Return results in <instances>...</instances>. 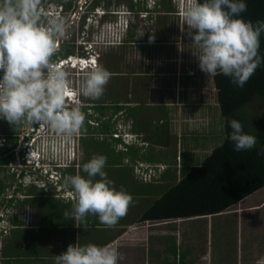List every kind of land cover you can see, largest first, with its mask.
Returning <instances> with one entry per match:
<instances>
[{
    "label": "rangeland",
    "instance_id": "rangeland-1",
    "mask_svg": "<svg viewBox=\"0 0 264 264\" xmlns=\"http://www.w3.org/2000/svg\"><path fill=\"white\" fill-rule=\"evenodd\" d=\"M56 1L57 0H41V11L46 14L42 18V22L45 25H47L48 20L52 18L50 15H47V13L54 12V4L62 5L64 9V4ZM63 1L70 6L64 11V16L69 15L70 21L66 37L59 42L58 48L60 49L62 46H65L68 51V56L66 58H61L58 51L53 57L54 66L59 67L60 63L58 62H65L68 59L76 62L74 57L81 56L80 53L83 52L84 54H87L89 50H91L94 53L96 60L99 58L97 65L104 67V63H108L111 64L113 69L119 67V70L124 72V74L120 73L119 76H111L108 84L105 86L104 97L102 96L103 99L109 95L110 98L114 99V103L117 99L123 101L125 97L131 99L136 98L134 95V89L138 90L140 88L143 90L144 97L140 99L138 106L133 104L132 108H129L130 110L128 109V112H130V118H127L123 114L114 113V108L112 106H110V108L104 113H101L96 109L98 106L97 103L90 102V111L85 112V120L89 121L88 125H90L92 129L89 126L87 127L84 123L82 129L85 131L86 135L82 134V129L69 137L59 135L52 130H46L42 127L37 129L36 126L27 129L23 126L17 128L10 127L8 128L10 132L5 134L3 131L5 121L0 120V124H2V126L0 125V151L5 147L6 142L10 147L9 151L0 154L3 155V157L4 155L11 154V157H13L5 164V168H0V182L7 184V186L11 184V188L8 189V192L5 191L6 195L5 193L3 194V199L5 197L8 198L7 194H14L13 185H30L32 184L31 182H34L33 176L31 175L30 177L27 175V167L22 164L24 140L30 137H32L31 141H25V144L29 148H36V160L31 159L29 162L35 164L36 161H39L41 164L40 171L43 178L52 182L51 184H48L49 182L43 181L42 184L39 181H36L34 183H37L39 188H37V186L31 188L41 198L52 196L54 200L59 199L61 202H67L68 200L73 201L74 203L76 202L74 192L68 187L64 190L65 187L63 188L60 183H62L63 180L66 181L69 176H72L69 169H73L76 174L79 173L82 161L88 159L89 155L86 156V153L88 152L87 150L89 149V146L87 147V145H89L88 140L91 141V139H96L100 142L102 141L103 145L111 143V148L115 147L116 149L115 152L118 150H125L123 144L136 143L135 145L137 146L141 145L140 154L146 152V154L150 156L149 159L154 162L160 160L167 164V168L170 167L171 172L175 171L176 177L174 180L180 178L181 167L186 171L190 166L200 164L203 158H205L215 146L223 141L224 118L220 113L217 101H214V98L211 99L208 96L211 87L208 82L210 77L200 71L198 67V59L195 55L198 50L195 45L191 43L188 35V32H192L193 29L186 24L184 10L186 6L191 3V0H167V4L165 2L162 3L163 6L161 5V0ZM130 2L135 4L134 11L130 10ZM90 4H95L94 9H89ZM74 5L77 6L75 10ZM166 5L172 7L171 14L164 13L166 11ZM139 6L149 8L152 12L141 13V11H138ZM157 9H160V11ZM137 13L141 14L139 15ZM84 14L86 17L83 23V28L81 29L79 25L81 24ZM132 24L133 26L135 24V27H132ZM130 30L133 32L134 40H137L135 46L132 44L125 48H120L119 43H121L122 40L127 39L126 37H128L127 35ZM180 39L182 40V44L180 43V46L176 45L178 48L177 50L175 48V41H180ZM138 40L144 41L139 42ZM163 40L172 42L173 44L169 45V47H172L173 45L174 48L172 49L170 47L171 56L165 57L163 54H159L160 61H158L156 59L157 49L150 48V46L151 44L154 45L155 41L158 42ZM184 42H187V44ZM78 46L87 47V49H79ZM70 56L72 57L69 58ZM134 63L136 64V68H140L141 70L146 68V70H149L152 73L155 71L156 66H160L162 69L166 66L167 70L172 68V71L180 74L182 73L183 75L187 73H195V81L197 82L196 86L190 85L189 88H184L186 92L183 93L184 96L180 94V98L184 97L182 103L185 106L180 110L181 112L174 111V113H176L174 115L176 118H172L169 121L174 135H170L168 138H163L164 142L167 141L166 145H163V142H160L159 139L154 137L152 132L153 130H162L165 132V124L167 121L159 120V116H161V113L162 115L165 114V116H167L168 109L171 112L170 108L174 107L171 104L165 106L158 104L155 105L154 101L156 98L150 97L148 94L150 89H156V87L159 89L160 86L155 84H161L163 82L162 75L154 76L156 78H150L153 76H146L141 82L140 79L135 82L133 75L131 74V72L134 71ZM62 69L69 74V94L76 99L75 95L78 96V93L80 94L81 85L91 70H80L77 68L71 69L68 67H62ZM177 76L178 75H174L172 82H176L177 79H180V77L177 78ZM205 80L207 81L205 82ZM203 82L204 84H202ZM176 86L177 84H171L170 89L176 91ZM202 92H204V95ZM214 93L216 95V91ZM178 94L179 91L175 93V98L171 97V95H167V93L166 95H159L158 97L160 100L167 98L168 101H172L173 103V101L177 102ZM82 97L86 98L84 96ZM144 98L150 100V102L147 103L144 101ZM196 98H204L208 104L211 105L206 104L208 109L205 118L208 120L206 123L210 124L208 125V129L212 127L215 130V134L214 136H211V132L209 131V134L201 135V133L205 134V131H202V127L198 126L195 129H191L192 134L189 133V135L185 134L183 137H180V131L182 132L189 127V124L185 122L188 119L187 115L191 113L187 111L185 99H187V103L195 102L196 104V100H198ZM263 108V100L261 97L257 96L253 101L244 105V107L240 109V114L243 116L248 130L252 134L255 132V117L263 110ZM204 111L202 113L203 115H205ZM125 114H128L127 111ZM133 122L140 126V131L146 132L148 136L143 134L142 137L139 136L140 138H138V136L132 134V132H134ZM103 123L108 124L111 128L109 132L101 133L99 125ZM177 125H180V128H178ZM88 128L91 130L90 132H87ZM182 134L184 133L182 132ZM10 135L14 136L16 140L12 141ZM82 136H85L86 138L82 140ZM112 136L121 139L122 142L113 143L114 141L111 139ZM144 136L149 138L147 143H145L143 139ZM98 154L99 153H97V155ZM92 156L94 155L92 154ZM122 163L125 166H129V163L131 165V162L127 160V157L122 160ZM139 165L153 167L147 162V160H139L137 164L134 165V174L132 172V175L139 183H155V185H159L160 189L163 191L168 185L167 183H172L174 181L171 179L172 177L169 176L171 173H168L167 178H163L161 175L153 181H140L139 179L141 178L136 174L135 169ZM44 171H47V173L43 174ZM62 172L65 176H60ZM164 173H166V171ZM112 174H117L118 176L119 173L117 170H114L112 171ZM22 175L24 176L22 177ZM134 175L139 179L135 178ZM50 177L52 178L50 179ZM17 191L15 192V195L21 196ZM153 199V196H151L149 200L146 199V201L145 199H141L139 201V207L136 208L138 210L135 208H130L128 210L129 216L132 217L134 214L143 211L146 205L150 201L152 202ZM245 199H247L246 203L244 202V205H241L244 206L243 209L236 207L229 209L225 216L213 218L212 225H210V223L208 224L210 218L194 219L191 217V219L179 218L181 220H177L176 222H172L171 219H169L171 222L169 220L161 221V223H167L165 224L166 226L172 225L173 229L171 230H173L174 237L177 238L176 242L178 244L180 243L181 238L183 240L187 254H185L182 264H186L187 262L188 264H238L239 262L240 264H264V208L250 211L247 207L249 206V208L254 209L255 207H258L261 202L263 203L264 189L261 188ZM18 203L19 205H17V208H14V211L17 213L21 210V203ZM1 205L0 212L5 210L8 206V204ZM29 208L30 209L27 212L25 210L20 211L18 220L22 221L24 228L37 230L42 215L39 210L32 208L31 206ZM132 223L130 222L127 225L130 226ZM207 224L209 225L208 227ZM127 225L125 226L128 231H136L138 227L140 230L150 229L149 232L145 230L144 236L140 238V240H142L141 242L148 241L146 251L149 250L150 245H159L156 238H165L160 235L164 234V226L155 222L143 223L144 227L139 225L137 228H134V226L127 227ZM13 228H15L14 224ZM176 232H179L178 237L176 236ZM250 233L254 236L255 245L248 249L249 245L245 241H239V245L241 242V249L243 248L241 252V249L237 245L238 237L239 240H243L247 237L243 236ZM169 234H171V232ZM164 236L168 235L164 234ZM12 239H14V236H12L9 243H11ZM8 244L4 246L2 250L3 253L10 250L11 246ZM183 244L182 248L180 247L179 249L185 253V251H183ZM132 245H129L128 243L127 246V251L130 249L129 264H132L133 259L137 256L134 247L131 248ZM167 245L169 246L171 244ZM159 246L160 247L157 249L161 252L162 247L161 245ZM200 246H202V250L206 251L205 255H203L204 258L202 257V259V255L199 254ZM135 247H137L136 244ZM260 253L263 255L259 256ZM135 261L138 262L139 258H136ZM169 264H171V262Z\"/></svg>",
    "mask_w": 264,
    "mask_h": 264
},
{
    "label": "clouds",
    "instance_id": "clouds-1",
    "mask_svg": "<svg viewBox=\"0 0 264 264\" xmlns=\"http://www.w3.org/2000/svg\"><path fill=\"white\" fill-rule=\"evenodd\" d=\"M54 5V12L47 13L52 18L45 25L41 0H0V120L15 128L36 126L71 137L84 126L86 115L81 109L88 107L90 111V104L84 103L82 96L93 100L102 97L111 73L97 65L99 58L96 60L91 50L74 57L76 62L68 59L58 62L59 67L54 66L58 44L69 27L63 17L65 9ZM247 7V0H191L184 10L186 24L193 29L188 35L198 50L195 55L200 71L212 77L223 75L238 88H243L256 70L264 66V54L260 52L264 21L244 19L242 14ZM62 67L91 70L76 99L69 94V74ZM227 126L231 130L227 140L234 151L257 149V136L246 132L240 121L228 119ZM31 138L24 140L22 164L34 182L43 184L47 180L40 171V162H29L36 158V148L25 144ZM256 154L264 157V146ZM106 164V156L94 155L83 163L84 175L67 178L66 187L74 192L76 202L70 212L64 213L66 218L83 222L88 215H95L102 224L112 227L127 214L133 197L108 178ZM34 182L30 185L39 188ZM14 214L13 208L0 212L1 240L10 230L9 219ZM123 259L115 246L76 243L56 255L55 264H120Z\"/></svg>",
    "mask_w": 264,
    "mask_h": 264
},
{
    "label": "trees",
    "instance_id": "trees-1",
    "mask_svg": "<svg viewBox=\"0 0 264 264\" xmlns=\"http://www.w3.org/2000/svg\"><path fill=\"white\" fill-rule=\"evenodd\" d=\"M56 2L64 4L65 10L70 7L66 3H64L63 0H57ZM164 2L167 4V0H161L162 6V3ZM247 5V11L242 14L244 19L251 20L253 22L264 21V0H247ZM134 6L135 4L130 2V10L134 11ZM76 7L77 6L74 5V10L76 9ZM94 7L95 4L89 5V9H94ZM138 9V11H141V13L152 12L151 9L146 7L139 6ZM171 9V6L166 5L165 12L171 14ZM157 10L160 11V9ZM63 17H65L68 22L70 21L69 15H65ZM85 17L86 15L84 14L81 20V24L79 25L81 29L83 28ZM132 27H135V24L134 26L132 24ZM127 36L128 37H126V40H122L121 43H119L121 45L124 43L121 48L130 46L133 42L137 41L133 38L132 30H130ZM78 48L83 49L84 47L78 46ZM260 52L264 54V34H262L260 38ZM80 55H84V52L80 53ZM59 56L61 58H66L68 56V51L65 46H62V48L59 49ZM104 68H106L111 73V76H117L120 73H124L119 70V67L113 69L111 67V64L108 63H104ZM212 82L216 91L217 105L219 107L221 115L224 118L223 141L219 145L215 146L211 150V152L205 158H203L200 164L190 166L186 171L181 167V174L179 179L174 180L176 174L175 171L171 172L170 167L167 168V165L158 163L162 161L156 160L154 162L153 160L149 159L150 156H148L146 152L140 154L141 145L137 146L135 145L136 143L123 144L125 150H118L117 152H115L116 149L115 147L111 148V143H106L105 145H103L102 141L100 142L96 139H91V141L88 140L89 145H87V147L89 146V149L87 150L88 152L86 153V156H89L87 160L82 161L78 174L84 175V173L82 172L83 163L87 162L91 158L92 154L97 155V153H99L98 155H104L107 157L105 171L107 172L108 178L114 182V185L118 189L123 187L128 193L132 195L133 202L129 206L128 210L130 208H138L139 201L141 199H145L146 201V199L149 200L151 196L154 197L152 202L150 201L143 209V211L134 214V216L130 217L127 211V214L122 218L124 219V223L129 224L130 222L137 223L143 221H162L169 219L191 218L220 214L233 207L242 199L264 187V157H258L256 154L259 147L264 146V108L255 117V132L253 134L249 132L245 124V120L240 114V109L243 108L244 105L253 101L257 96L261 97L264 103V66H261L256 70L255 74L244 85L243 88L234 86L230 82L229 78L220 74L212 77ZM103 97L96 100L89 98L87 99L86 97L82 98V101L84 103H97L98 106L96 107V109H98L101 113H104L108 108H110V106H112L114 108V113L121 112V110L125 108L128 113L127 115H130L128 109H131L133 105L124 106L123 104H121L122 101H120L119 99H117L114 104V99L110 98L109 95L104 99ZM123 100L126 101V98H124ZM187 106H194V108H196L195 102L187 103ZM207 109L208 108L205 109V107H203V109L200 110V114H202L204 110V113H207ZM81 110L85 113L88 111V107L82 108ZM228 119H237L244 125V130L246 132L257 136V149L242 152H236L233 150L232 143L227 140V135L231 131L227 126ZM206 121L208 120L206 119ZM5 122V125L3 124V131L5 134H8L10 132L8 128H14V126ZM88 122V120H85V124L87 125V127L89 126L92 129V127L88 125ZM133 123L134 132L130 130L132 134L135 135L140 133L137 132L139 131L140 126H138L135 122ZM200 124V121L189 124V127L183 130L184 134L180 132V137H183V135L185 134H192L191 129L197 128L198 126H200ZM0 125L2 126V124ZM165 125L168 126L167 128H165V131H167L164 132L165 137L168 138L170 135H174L171 131L170 123L167 121ZM208 125L210 124L205 123V125L200 126L202 127V131L209 133L211 129L212 133L215 134V130L212 127L208 129ZM99 127L101 133H107L111 129L106 123L99 125ZM90 131L91 130H89L88 128L87 132ZM81 132L83 135H86L83 129ZM201 135L206 134L201 133ZM10 138L12 141L16 140L14 136L10 135ZM85 138L86 137L83 136L82 140H84ZM111 139L114 141L113 143L122 142V140L118 139L117 137L112 136ZM143 139L145 143H147L149 138H146V136H144ZM166 143L167 141L163 142L162 144L166 145ZM9 148V145L6 142L5 147H3L0 153L3 154L9 151ZM1 154L0 168L1 166H3V164H6L10 161L11 158H13L11 157V154L4 155V157ZM125 157H127V160L131 162V165L129 163V166H125L122 163V160ZM139 160H147V162L150 161V164L158 172L157 177L162 175L163 178H167L168 173H171L169 176H171V179L174 181L172 183H167L168 185L163 191L160 189V186L155 185V183H139L133 178L132 175V172L134 174L133 167ZM69 170L72 176L76 175L73 169ZM114 170L118 171V176L117 174H112V171ZM165 171L166 173H164ZM63 176H65V174ZM157 177H155L154 179H156ZM135 178L138 177L135 176ZM139 180L142 181V179ZM150 181H153V178ZM61 184L63 188L65 187L64 189L67 188L66 181H63ZM18 186L21 187L23 185L19 184ZM30 186L33 187L32 185ZM6 187V184H0V205L2 203V205H12L13 207L11 206V209L13 208L14 210V208H17L16 203L18 202V198L15 201L12 198H9L10 200L6 197L3 199V194L6 191ZM9 188H11V184H9ZM29 192V194H32L31 191ZM11 201H13V203H9ZM25 201L29 203V198H27ZM19 202L21 203V201ZM72 203L74 204V202L70 200H68L67 202H61V200L59 199L54 200L52 196L45 198L37 197L36 201L31 202L34 208L39 210L40 214L42 215V219L39 222L40 228L43 229L42 231H50L52 228H56L59 230L61 227L63 228L66 225L72 227L71 229L73 230V226L75 225L74 227H78V229L81 231V234H87L90 236L89 239L83 241L94 244L102 242V227H100L102 223L99 221V218L97 216L88 215L83 222L71 220L64 216V213L66 211L70 212L72 210ZM22 207L23 206L21 204V208ZM11 218L13 223L18 221V219L16 220L17 215L15 214L12 215ZM75 223H78L77 226Z\"/></svg>",
    "mask_w": 264,
    "mask_h": 264
},
{
    "label": "crops",
    "instance_id": "crops-1",
    "mask_svg": "<svg viewBox=\"0 0 264 264\" xmlns=\"http://www.w3.org/2000/svg\"><path fill=\"white\" fill-rule=\"evenodd\" d=\"M164 13L168 14L166 12H164ZM180 41H175V48L177 50H178V48L176 45L180 46L182 44L181 39H180ZM139 42H141V41H139ZM184 43L187 44V42H184ZM132 44L135 46L136 41L133 42ZM171 44H173V43L169 42V41H164V40L158 41V42L155 41L154 45L151 44L150 48H156L157 49V58L156 59L158 61H160L159 60V54L160 55L163 54L165 57L171 56L170 49L174 48L173 45H172V47L170 46L171 48L169 47V45H171ZM122 45L119 44V47L121 48ZM133 66H134V71L131 72V74L133 75V79L135 82L139 79L141 82L142 80H144L146 78V76L147 77L153 76L150 78H156L154 76L162 75V81L163 82L161 84H155V85L160 86L159 89L157 87H156V89H150L148 94L150 97L156 98V100L154 101L155 105L158 104V105H164L165 106L167 104L168 105L171 104L174 107V108H170L171 112L168 109V115L167 116H165V114L162 115V113H161V116H159V120L169 122L170 119L176 118L174 116L176 114V113H174V111L178 112L181 109H183V107L185 106L182 103V100L184 97L180 98V94L183 95V93L186 92V90L184 88H187V87L189 88L190 85L196 86L197 82L195 81V76H194L195 73L194 74L192 73V75H190L188 73L183 75L182 73L180 74L178 72L172 71V68L167 70L166 66L164 69L160 68V66H156L155 71L152 73L149 70H146V68H144V70H141L140 68H136L135 63L133 64ZM175 70H177V69H175ZM174 75H178L177 78L180 77V79H177L176 82L175 81L172 82ZM209 77L210 78H209L208 82L211 85V87H210V94L208 96L211 99L214 98V101H216V95L214 93L215 90H214V86H213V82H212V76H209ZM206 81L207 80H205V82ZM171 84H177L176 91L170 89ZM202 84H204V82ZM167 90H168V92H167ZM178 91H179V94H178L177 102L173 101V103H172V101H168L167 98L160 100L158 97L159 95H166V93H167V95H171V97L175 98V96H176L175 93ZM202 93L204 95V92H202ZM134 95L136 98L129 99L128 97H125L126 101L123 100L121 104H123L124 106L133 105V104L139 105L140 99L144 97L143 90L141 88L138 90L134 89ZM187 99H185L186 106H187ZM196 99H198V100H196L197 103L195 104L196 108H194V106H192V107L187 106V111H189L191 113L187 115L188 119L186 120L185 123L193 124L197 121H200V123H201L200 126H202V125H205V123H206V118H205L206 113H205V115L200 114V110L203 109V107H205V109H206L207 108L206 104H208V102L204 98H196ZM144 101H146L147 103L150 102V100H147L146 98H144ZM208 105H210V104H208ZM117 113L123 114L127 118H130L127 114H125L126 113L125 108L123 110H121V112H117ZM179 126L180 125H177L178 128H180ZM167 127L168 126L165 125V128H167ZM170 128H171V126H170ZM140 129L141 128L139 127V131H137L140 133L135 134V135L138 136V138L142 137L143 134L147 136V133L140 131ZM172 130L173 129H171V131ZM171 131H169V132H171ZM153 132H152V135L154 137L159 139L160 142H164L163 138L165 137V135H164V132L162 130H156V131L153 130ZM165 132H167V131H165ZM210 132H211L210 135L214 136L211 129H210ZM205 134L207 135L209 133L205 132ZM148 163H151V162H148ZM158 163L167 165L164 162H158ZM12 187H13L14 193L18 190L17 192L21 195V196H16V197H18L17 201L18 202L21 201V204L23 205L21 210L28 211L30 209L29 207L31 205H30V203H28L25 200L28 198L27 196L30 195L29 191L33 192L34 190L31 189V190L25 191V189H24L25 186L20 187L17 184L13 185ZM8 189H9V186L6 187V190H8ZM262 189H264V187ZM64 190H66V189H64ZM246 201H247V199L244 198L241 201H239L237 204H235L233 207L243 209L244 206H241V205H244V202L246 203ZM18 202L16 203L17 205H18ZM261 204L258 207L253 206V207H255L254 209L249 208V206H247V205L246 206L248 207V209L250 211L251 210H259L260 208H264V201H263V203L261 202ZM11 206L6 207L5 210L6 209L11 210ZM233 207H231V208H233ZM228 210L224 211L220 214H216V215L198 216V217H192V218H194V219L210 218L208 224L210 223V225H212V219L213 218L218 217V216H221V217L225 216V214L228 213ZM122 218L118 221V223L116 225H114L112 227H108L104 224H101L100 227H102L101 228V236H102L101 241L102 242H99L100 244L97 243V245H111V246L117 247L119 252L123 253V254L122 253L121 254L124 257L123 261H121L120 264H127V263L129 264V262H130V257H129V255H130L129 250L130 249L127 251L128 243H129V245L133 244L131 246V248L134 247V250L136 251L135 253L137 254V256H135V258L133 259L132 264H169L170 262H171V264H182V261L184 260V256H185V254H187V251H185V247H184L182 238H181V241L179 244L176 242L177 238L174 237L173 230H171V229H173L172 225L166 226L165 224H167V223H161V221H147V222L143 221V222H137V223L134 222V223L130 224V226L131 227L134 226V228H137L139 225L143 226V223H149V222H155L159 225L164 226L163 228H165V229H164L163 233L168 235V236H164V234H160V235H162V237H165V238L164 239L156 238L157 243L159 245H161V247H162V251L159 252V249H157L160 247L159 245H150L149 250L146 251L148 241L141 242L142 240H140V238L144 236L145 230H147L149 232L150 229L140 230L138 227L136 229V231H132V230L128 231L126 226H125L127 224L124 223V219H122ZM171 220H172V222H176L177 220H181V219H171ZM171 220H169V221L171 222ZM9 221H10V224H8V226H9L10 230L7 231L4 239L1 240L3 242H2V247L0 250V264H55L56 255H59L62 252L66 251V249L69 245H75L76 243L80 244V245L88 244L87 242H85L83 240L90 238V236L87 234H81V231L78 229V227H74L75 225L73 226V228L75 230L74 229L72 230L71 229L72 227H70L69 225H66L63 228L61 227L59 230L56 228H52L50 231H42L43 229L40 228L39 225H38L37 230H30V229L24 228L22 221L18 220L17 222L13 223L12 218H10ZM162 221H165V220H162ZM13 224H14L15 228H13ZM75 224L77 226L78 223H75ZM208 224H207V227L209 226ZM130 226L127 225V227H130ZM57 228H59V227H57ZM170 232H171V234H169ZM178 233L179 232H176L177 237L179 235ZM239 235H240V233H239ZM12 236H14V239H12L11 243H9ZM145 236H146V234H145ZM245 236H247V237L243 240H239V237H238L237 245L240 249H241V242L239 245V241H245L249 245L248 249L252 248L255 245L254 244L255 239H254L253 234L250 233L248 235H244L243 237H245ZM258 239H260V238H258ZM7 244L10 245L11 248H10V250L6 251V253H3L2 250H3L4 246ZM135 244L137 245V247H135ZM150 244H152V243H150ZM167 244H171V245L168 246ZM182 244H183V248H184L183 251H185V253L179 249L180 247L182 248ZM242 249H241V252H242ZM200 250H199V254L202 255L201 256V259H202V257L204 258L203 255H205L206 251L202 250V246H200ZM220 250H222V249H220ZM260 255H263V254L260 253L259 256ZM136 258H139L138 262L135 261ZM142 259H143V262H142ZM186 264H188V262ZM238 264H240V262ZM245 264H247V263H245Z\"/></svg>",
    "mask_w": 264,
    "mask_h": 264
},
{
    "label": "built area",
    "instance_id": "built-area-1",
    "mask_svg": "<svg viewBox=\"0 0 264 264\" xmlns=\"http://www.w3.org/2000/svg\"><path fill=\"white\" fill-rule=\"evenodd\" d=\"M136 169V174L144 181H150L152 178L157 177L158 172L151 166H138Z\"/></svg>",
    "mask_w": 264,
    "mask_h": 264
},
{
    "label": "flooded vegetation",
    "instance_id": "flooded-vegetation-1",
    "mask_svg": "<svg viewBox=\"0 0 264 264\" xmlns=\"http://www.w3.org/2000/svg\"><path fill=\"white\" fill-rule=\"evenodd\" d=\"M1 168H5V164H3V166H1ZM8 170H9V168H8ZM11 173H12V169H11ZM14 173V172H13ZM24 176V175H23ZM22 176V177H23ZM18 179H21V178H18ZM1 184V183H0ZM5 184V183H4ZM7 185V184H6ZM23 186H25V191H28V190H31L32 188H31V186L30 185H24V184H22ZM7 192H8V190H6ZM5 195H6V193H5ZM7 196H8V198H12L14 201L17 199V198H15L16 197V195H15V193L13 194H7ZM28 198H29V203H30V205L32 206V208H34V206L31 204V202L32 201H36L37 200V197H39V195L38 194H36L35 193V191H33L32 192V194H30L29 196H27ZM10 200V199H9ZM9 203H13V201H11V202H9ZM15 214L17 215L18 213L17 212H15ZM16 219H18V218H16Z\"/></svg>",
    "mask_w": 264,
    "mask_h": 264
}]
</instances>
